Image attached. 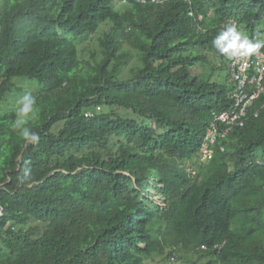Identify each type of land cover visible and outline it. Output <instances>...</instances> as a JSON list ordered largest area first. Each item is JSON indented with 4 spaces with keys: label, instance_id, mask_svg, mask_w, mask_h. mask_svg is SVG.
Segmentation results:
<instances>
[{
    "label": "trees",
    "instance_id": "1",
    "mask_svg": "<svg viewBox=\"0 0 264 264\" xmlns=\"http://www.w3.org/2000/svg\"><path fill=\"white\" fill-rule=\"evenodd\" d=\"M263 17L264 0H0V264H264V107L201 151L232 101L212 40L229 20L261 40ZM22 81L36 143L1 109Z\"/></svg>",
    "mask_w": 264,
    "mask_h": 264
},
{
    "label": "built area",
    "instance_id": "2",
    "mask_svg": "<svg viewBox=\"0 0 264 264\" xmlns=\"http://www.w3.org/2000/svg\"><path fill=\"white\" fill-rule=\"evenodd\" d=\"M230 68L234 103L215 116L211 128L207 131L201 150L206 157L211 156L208 144L213 143L220 132L218 122L226 125L221 132L222 136H226L231 128L244 126V117H247L248 113L252 112V117L259 113V110H251V102L264 94V52L260 51L245 58H233L230 61Z\"/></svg>",
    "mask_w": 264,
    "mask_h": 264
},
{
    "label": "clouds",
    "instance_id": "3",
    "mask_svg": "<svg viewBox=\"0 0 264 264\" xmlns=\"http://www.w3.org/2000/svg\"><path fill=\"white\" fill-rule=\"evenodd\" d=\"M199 20H203L202 15L199 16ZM232 22L235 21L229 20L227 24L226 22H224L221 25L222 29L212 40L213 47L220 55L228 59L229 66L231 59L249 57L251 55L259 53L261 49L264 48V40H256L255 42H253L248 38L247 35L243 34L244 30L241 26L238 27L237 22ZM229 71L230 72L228 73V76L230 77H227V80L229 81V83H231V68ZM228 94L230 100H232L230 105L232 106L234 103L232 88ZM258 98H256L255 100H257ZM255 100L253 99V102H251V110H259L260 112V110L264 107V103L261 106L252 109ZM17 104L18 107L15 110L16 118L12 123V127L13 129L18 130L19 135L26 143H36L40 138L39 134L33 132L28 125L29 122L38 115L39 109L37 107V99L30 92H26L19 98ZM30 172L31 169L28 167H25L23 169V175L20 177L21 183L31 181L32 178L29 175Z\"/></svg>",
    "mask_w": 264,
    "mask_h": 264
},
{
    "label": "rangeland",
    "instance_id": "4",
    "mask_svg": "<svg viewBox=\"0 0 264 264\" xmlns=\"http://www.w3.org/2000/svg\"><path fill=\"white\" fill-rule=\"evenodd\" d=\"M121 7V6H119ZM259 28L261 29V40H264V17L262 18V21L260 22V26ZM259 30V29H258ZM242 32V31H241ZM243 33V32H242ZM245 34V33H243ZM126 46V45H125ZM128 48V46H126ZM129 49V48H128ZM131 55H130V60L127 64V66L124 68V72L128 73L129 69H132L134 67H136L139 64V59H138V53L136 52V50H130ZM197 72L199 74L203 73V75L207 76L209 75L210 78L212 80H218V81H225L226 77H227V70H217L216 72L214 71H209L207 68H202V67H198L196 68ZM195 71V70H194ZM18 86H23L25 89H27V92H30L33 96H35V93L37 91V88L32 85V84H27L25 82H17ZM26 92L23 91H18V90H14L11 94L7 95L6 100L3 102L1 109L2 110H11V109H16L18 107L17 101L19 100V98L24 95ZM261 151V150H260ZM259 151L258 155L259 158L261 157L262 153ZM261 159V158H260ZM156 181V180H155ZM147 187L145 189V196L147 198H149L151 201H153L156 205H158L160 208H164L166 205V202L164 200V197H162L161 195L157 194H152L153 190H154V186H156V184L154 182H147ZM161 187V186H160ZM147 192V193H146ZM153 195V196H151ZM179 254H183V258H177L173 257L171 258L172 260H174V262L172 264H187V262H192L195 261L197 259V254L193 255L190 254V252H185L184 250H179L178 251Z\"/></svg>",
    "mask_w": 264,
    "mask_h": 264
},
{
    "label": "bare ground",
    "instance_id": "5",
    "mask_svg": "<svg viewBox=\"0 0 264 264\" xmlns=\"http://www.w3.org/2000/svg\"><path fill=\"white\" fill-rule=\"evenodd\" d=\"M232 23H235V22H232Z\"/></svg>",
    "mask_w": 264,
    "mask_h": 264
}]
</instances>
